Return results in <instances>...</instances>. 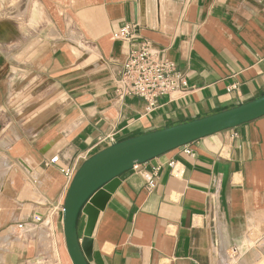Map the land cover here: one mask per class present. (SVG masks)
<instances>
[{
    "label": "crops",
    "instance_id": "crops-1",
    "mask_svg": "<svg viewBox=\"0 0 264 264\" xmlns=\"http://www.w3.org/2000/svg\"><path fill=\"white\" fill-rule=\"evenodd\" d=\"M134 22L133 38L115 37ZM145 42L188 82L153 110L119 97L115 85ZM263 93L264 0H0V264H73L63 170L113 143L100 139L189 122ZM140 170L155 174L152 190ZM120 180L94 228L91 264H264V116Z\"/></svg>",
    "mask_w": 264,
    "mask_h": 264
},
{
    "label": "water",
    "instance_id": "water-1",
    "mask_svg": "<svg viewBox=\"0 0 264 264\" xmlns=\"http://www.w3.org/2000/svg\"><path fill=\"white\" fill-rule=\"evenodd\" d=\"M264 116V93L221 112L113 142L76 172L64 201L63 226L73 264H91L93 232L100 212L120 185V176L173 149ZM86 224L79 232L82 217Z\"/></svg>",
    "mask_w": 264,
    "mask_h": 264
},
{
    "label": "built area",
    "instance_id": "built-area-1",
    "mask_svg": "<svg viewBox=\"0 0 264 264\" xmlns=\"http://www.w3.org/2000/svg\"><path fill=\"white\" fill-rule=\"evenodd\" d=\"M138 27L137 23H130L115 34L117 39H131L134 31ZM117 95L121 98L126 96H136L143 98L147 102V109L153 110L156 107V99L162 95L183 91L188 87L184 73L177 64L167 58L162 57V51L153 47L150 42H145L134 48L124 61L119 76L115 81ZM114 141L113 137L100 139L99 143L106 140ZM190 153V150H186ZM57 157L52 159L55 162ZM141 164L134 166L140 169ZM71 183L77 168L63 170ZM146 181L147 190H152L155 186V174L140 170ZM23 228V225H19Z\"/></svg>",
    "mask_w": 264,
    "mask_h": 264
},
{
    "label": "rangeland",
    "instance_id": "rangeland-1",
    "mask_svg": "<svg viewBox=\"0 0 264 264\" xmlns=\"http://www.w3.org/2000/svg\"><path fill=\"white\" fill-rule=\"evenodd\" d=\"M41 264H44V263H41Z\"/></svg>",
    "mask_w": 264,
    "mask_h": 264
}]
</instances>
